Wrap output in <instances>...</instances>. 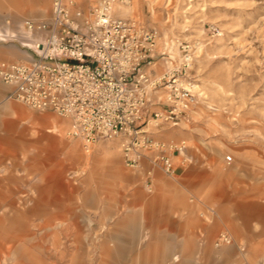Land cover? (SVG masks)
<instances>
[{
	"label": "rangeland",
	"instance_id": "1",
	"mask_svg": "<svg viewBox=\"0 0 264 264\" xmlns=\"http://www.w3.org/2000/svg\"><path fill=\"white\" fill-rule=\"evenodd\" d=\"M50 13L51 0H0V60L31 58L25 22ZM115 14L172 47L157 74L183 68L196 86L185 120L148 127L183 141L189 162L146 178V163L124 166L118 140L85 152L64 119L0 83V264H264V0H121ZM222 232L231 243L215 247Z\"/></svg>",
	"mask_w": 264,
	"mask_h": 264
},
{
	"label": "built area",
	"instance_id": "2",
	"mask_svg": "<svg viewBox=\"0 0 264 264\" xmlns=\"http://www.w3.org/2000/svg\"><path fill=\"white\" fill-rule=\"evenodd\" d=\"M85 2L51 0L48 18L25 22L33 36L32 57L0 60L7 99L64 119L67 137L80 140L85 152L101 140L116 139L124 166L142 169L146 163V178L155 169L174 178L189 162L185 143L154 138L148 127L176 126L186 119L195 97L180 77L185 71L155 72L158 60L169 62L167 40L158 51L157 29L116 16L121 0ZM230 243L222 232L215 247Z\"/></svg>",
	"mask_w": 264,
	"mask_h": 264
},
{
	"label": "crops",
	"instance_id": "3",
	"mask_svg": "<svg viewBox=\"0 0 264 264\" xmlns=\"http://www.w3.org/2000/svg\"><path fill=\"white\" fill-rule=\"evenodd\" d=\"M9 51L11 53H5V51H4V52H2V55L4 57H7V58H18V57L21 56L20 51L18 49H16V48H11V49L9 48ZM44 117L45 116L42 117V120H44ZM55 125L57 126V129H58L57 132H59L61 126H60V124H58V123H56L54 121H52V124L50 125V129H48V130H51ZM48 130H46V131H48ZM169 135H171V134H169ZM127 227L132 233H134V230H135V224L134 223L130 222Z\"/></svg>",
	"mask_w": 264,
	"mask_h": 264
},
{
	"label": "bare ground",
	"instance_id": "4",
	"mask_svg": "<svg viewBox=\"0 0 264 264\" xmlns=\"http://www.w3.org/2000/svg\"><path fill=\"white\" fill-rule=\"evenodd\" d=\"M167 55H168V59H169L168 60L169 62H167V64H170V63H172V61L175 60V52L173 51L172 47H167ZM191 86H192V88H196V86H193L192 84H191ZM57 131H58V129H57V126L55 125L51 130H48L47 133L52 134V133H55Z\"/></svg>",
	"mask_w": 264,
	"mask_h": 264
}]
</instances>
